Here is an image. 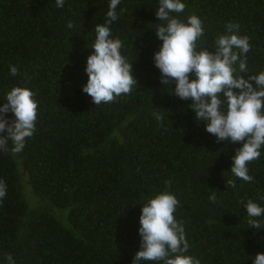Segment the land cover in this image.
Instances as JSON below:
<instances>
[{
  "label": "trees",
  "instance_id": "1",
  "mask_svg": "<svg viewBox=\"0 0 264 264\" xmlns=\"http://www.w3.org/2000/svg\"><path fill=\"white\" fill-rule=\"evenodd\" d=\"M181 2L184 11L171 15L201 19L200 47L214 50L226 25L238 23L237 34L251 44L244 75L264 71V0ZM109 4L0 0V107L18 86L36 93L39 104L36 131L22 152L12 154L11 141L8 152L0 151L7 186L0 264H8V254L15 264H132L143 204L163 191L180 201L174 216L185 229L186 255L200 264H254L264 254V228L249 227L244 205L251 199L264 207V148L248 164L253 180L236 178L230 169L242 143L217 142L205 130L208 122L194 119L191 100L173 94L175 83L172 92L161 84L153 60L162 45L155 35L164 23L155 15L159 0H121L110 25L133 63V91L100 105L82 91L94 27L106 22ZM229 179L235 188L226 186Z\"/></svg>",
  "mask_w": 264,
  "mask_h": 264
},
{
  "label": "clouds",
  "instance_id": "2",
  "mask_svg": "<svg viewBox=\"0 0 264 264\" xmlns=\"http://www.w3.org/2000/svg\"><path fill=\"white\" fill-rule=\"evenodd\" d=\"M120 3L121 0H110L106 22L94 27L93 51L85 68L88 80L82 91L95 105L113 103L138 85L133 63L121 54L123 42L111 38L110 25L118 19ZM55 4L63 8L65 0H55ZM185 7L181 0H159L155 11L158 21L164 22L155 31L162 45L153 56L154 66L161 73L160 82L170 87L169 92L175 83L173 94L181 100H191L189 107L195 114L194 119L207 121L205 130L214 135L217 142L242 143L232 158L230 172L236 178L251 182L253 177L249 175L248 164L258 160L264 148V71L244 75L248 72L246 54L251 51V44L247 35L237 34L238 23L226 25V34L216 38L214 50L200 47L204 35L201 19L192 15L183 22L171 15L182 13ZM67 27H73L71 21ZM10 74L18 75L16 66H10ZM191 76L195 78L190 79ZM35 97L32 90L19 86L6 94L7 102L0 107V151L8 152L11 141L12 154H19L26 139L33 136L39 107ZM8 113L13 114L11 120L6 119ZM156 119L163 120V116L157 114ZM226 186L235 188L236 183L229 179ZM6 195V183L0 180V201ZM209 199L216 201L215 190ZM179 204L169 191L160 192L143 204L138 229L140 250L132 264H200L199 259L185 254L189 250L185 229L174 216ZM244 208L249 227L264 228V223L258 219L264 217V207L249 199ZM6 259L8 264H15L11 254ZM254 264H264V254L257 253Z\"/></svg>",
  "mask_w": 264,
  "mask_h": 264
}]
</instances>
